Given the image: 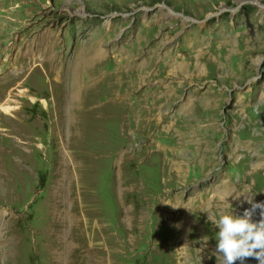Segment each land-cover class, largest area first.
I'll return each mask as SVG.
<instances>
[{
	"label": "rangeland",
	"instance_id": "1",
	"mask_svg": "<svg viewBox=\"0 0 264 264\" xmlns=\"http://www.w3.org/2000/svg\"><path fill=\"white\" fill-rule=\"evenodd\" d=\"M240 1L0 0V264H217L212 220L249 206L221 194L264 201V0Z\"/></svg>",
	"mask_w": 264,
	"mask_h": 264
},
{
	"label": "clouds",
	"instance_id": "2",
	"mask_svg": "<svg viewBox=\"0 0 264 264\" xmlns=\"http://www.w3.org/2000/svg\"><path fill=\"white\" fill-rule=\"evenodd\" d=\"M245 199L250 207L242 214L220 209L218 218L212 220L218 229L215 234L217 264H236L237 261L243 264L248 258L264 264V201L254 202L253 197ZM257 210L259 219L254 220Z\"/></svg>",
	"mask_w": 264,
	"mask_h": 264
},
{
	"label": "bare ground",
	"instance_id": "3",
	"mask_svg": "<svg viewBox=\"0 0 264 264\" xmlns=\"http://www.w3.org/2000/svg\"><path fill=\"white\" fill-rule=\"evenodd\" d=\"M240 2H245V0H243V1H240ZM192 37V36H191ZM198 40V39H197ZM51 41V40H50ZM50 41H48L47 42V44H46V52L48 53V54H50L49 53V51H48V49H49V47H50V44H51V42ZM195 44V43H194ZM33 46L35 47V48H37V46H38V42H33ZM198 47V46H197ZM45 48V47H44ZM50 50V49H49ZM96 53V52H95ZM94 55V54H93ZM91 60V59H90ZM48 61L50 62V66H51V69L49 70V72L50 73H52V72H55V74L58 76V75H60L59 73L61 72L60 70H59V66H58V63H57V59H48ZM88 64H89V59H80V61H79V69H75V67H73L74 68V70L78 73V71L79 70H81V68L84 70V69H86L87 68V66H88ZM75 71H73V73H75ZM89 71V70H88ZM87 74V73H86ZM57 76H56V78H57ZM75 76H77V75H75ZM87 76V75H86ZM88 77H89V79L92 77V75H88ZM83 80V79H82ZM81 79L79 80V78H77V77H74L73 78V82L71 83V85H70V89H71V91L74 93V95L75 94H80L83 90H87V89H90L91 88V86H88V84H87V82H85L84 80V82L82 81ZM49 82H50V84H51V86L53 87V86H55V84H54V82H53V79H49L48 80ZM17 85H19V84H17ZM91 85V84H90ZM72 93V94H73ZM78 94V95H79ZM77 95V96H78ZM7 96H10V94H7ZM76 96V95H75ZM4 105V104H3ZM1 106V109L3 110V111H8L9 110V108L11 107V106H7L6 104V106ZM260 163H263L262 162V159H259V161H258V164H260ZM71 167V166H70ZM60 170V169H59ZM62 174V173H61ZM225 186V185H224ZM222 188V187H221ZM242 188V187H241ZM226 190L228 191V192H226L225 191V188H224V191H225V193L224 194H221V192H220V194L221 195H228V197L227 198H231V199H233L234 201H235V203H236V205L237 206H239L240 205V203L241 204H245V202H246V199L245 198H247V196H245L244 194H241L240 192L241 191H237V192H230L227 188H226ZM242 191H243V188L241 189ZM219 192V191H218ZM229 193V194H228ZM227 201V200H226ZM245 201V202H244ZM78 204V203H77ZM246 207V206H245ZM250 207V205L248 206V208ZM71 216H69V218H70ZM70 221V220H69ZM58 223V222H57ZM71 223H72V221H71ZM84 230V229H83ZM90 232V231H89ZM98 234V233H97ZM94 235V234H93ZM100 237V236H99ZM99 237L97 238V240H99ZM59 239H61V238H59ZM94 239V238H93ZM177 239V238H176ZM62 240V239H61ZM93 242V241H92ZM101 242V241H100ZM60 243V242H59ZM97 246H100V245H97ZM91 247H93V246H91ZM103 248V247H102ZM188 248V247H187ZM96 250H98V249H96ZM101 250V249H100ZM196 250V249H195ZM201 249H199L198 251H200ZM93 251H95V250H93ZM197 251V252H198ZM208 251V250H207ZM87 252V251H86ZM94 254V253H93ZM98 255H100V254H98ZM200 255V254H199ZM93 256H95V255H93ZM180 256V255H179ZM198 257V256H197ZM181 258V257H180ZM195 258V257H194ZM199 259V258H198ZM198 259H196V261L198 260Z\"/></svg>",
	"mask_w": 264,
	"mask_h": 264
}]
</instances>
